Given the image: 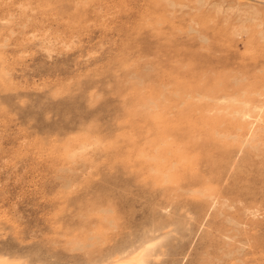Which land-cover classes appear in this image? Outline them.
<instances>
[{
  "label": "rangeland",
  "instance_id": "1",
  "mask_svg": "<svg viewBox=\"0 0 264 264\" xmlns=\"http://www.w3.org/2000/svg\"><path fill=\"white\" fill-rule=\"evenodd\" d=\"M262 3L0 0V254L100 264L153 242L145 264H264V121L240 149L215 110L264 100Z\"/></svg>",
  "mask_w": 264,
  "mask_h": 264
},
{
  "label": "bare ground",
  "instance_id": "2",
  "mask_svg": "<svg viewBox=\"0 0 264 264\" xmlns=\"http://www.w3.org/2000/svg\"><path fill=\"white\" fill-rule=\"evenodd\" d=\"M255 104H257V103H255ZM215 110L217 112L216 114L219 113V115L222 112H226L228 115H231L232 120H235L232 123L236 126H240L241 129L243 128L242 130H245L244 131L245 134H244L243 138L240 139L241 140V142L239 144L240 149H242L245 146L246 147H252L255 139H257V137H258L257 133H258V130L260 129V125L264 121V100L262 102H259V104H257V105H251V103L249 104V102L247 103V102L241 101L238 96L222 97L218 100ZM223 114H221V117H223ZM224 115H226V114H224ZM214 117H215V114H214ZM214 117H213V119H214ZM218 118H220V117L218 116ZM215 119H217V116L215 117ZM209 122H210V120H209ZM214 122H215V120H214ZM214 125L216 126L217 124L214 123ZM238 139H239V137H238ZM87 146L90 147V145H87ZM85 150H89V149H86V146H82L80 149L78 148L77 152H75V153L72 152V153L74 155H76V154L80 155V154L86 152ZM172 150L174 151V149H172ZM175 150H176V148H175ZM72 153H70V154H72ZM170 154L173 155L172 152ZM166 156H167V153H164L162 157H158L156 155H153L152 157H150V160L156 162L155 165L160 166L159 171L161 170V166L164 165L161 163L162 162L161 160L166 159ZM181 160H184V159H181ZM158 241H160V239ZM149 244L156 246V244H154L153 242H145L143 244H140V246H138V247L132 248L127 253H123L121 255L114 256L110 262H105V263L102 262L100 264H140V261L142 259L146 262V259L151 255L152 250L154 249V248L148 249ZM145 249H148V252H144ZM142 253H144V254L142 255ZM115 255H116V253H115ZM153 258L157 259L158 257H153ZM18 261H21V258L15 259L14 257L12 258V257L6 256V255L0 254V264H17Z\"/></svg>",
  "mask_w": 264,
  "mask_h": 264
},
{
  "label": "snow or ice",
  "instance_id": "3",
  "mask_svg": "<svg viewBox=\"0 0 264 264\" xmlns=\"http://www.w3.org/2000/svg\"><path fill=\"white\" fill-rule=\"evenodd\" d=\"M77 7H80V5H77ZM261 8H264V3H262L260 5ZM139 43L138 40H136L135 36L130 34L128 39H127V43H126V47L127 48H134L135 44ZM69 49L71 48V45L67 46ZM255 55L260 57V63L264 64V50H261L258 53H255ZM156 57L148 52V53H144L139 57H132L129 56L128 59L125 61L124 67H132L135 66L137 64H143L146 61L149 60H153ZM106 71L109 73V77L111 80V74L115 73V75L117 77H120L123 73V68L117 66V67H113V68H108L106 69ZM262 73H264V69H261ZM212 74L211 72L206 73V75H210ZM114 83L115 81H112L111 83H109V88H113L114 87ZM103 99V95L100 94L98 95L95 91L93 92V96H92V100L90 101L91 105H95L96 103H98L100 100ZM91 127V126H90ZM108 195L112 198H117L118 199V194L115 192H110L108 193ZM116 221H113V226L115 227ZM158 243H162V242H158ZM260 244H261V248L264 249V236H262L261 240H260ZM155 246L152 244L148 245V249H152ZM148 249H145L144 252H148ZM144 253H142L143 255ZM150 254V253H149ZM17 264H27V262L25 261H18ZM32 264H51L50 261H46V260H37V261H33ZM57 264H60V262H57ZM72 264H89V261L86 259H77L74 260L72 262ZM140 264H145V261L142 259L140 261ZM190 264H222V262L220 261H216V260H209V259H199V260H193L190 262Z\"/></svg>",
  "mask_w": 264,
  "mask_h": 264
}]
</instances>
